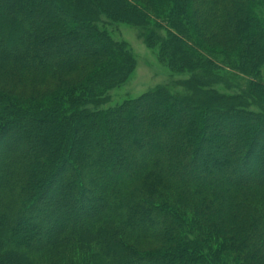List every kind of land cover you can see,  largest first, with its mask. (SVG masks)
<instances>
[{
  "label": "trees",
  "instance_id": "trees-1",
  "mask_svg": "<svg viewBox=\"0 0 264 264\" xmlns=\"http://www.w3.org/2000/svg\"><path fill=\"white\" fill-rule=\"evenodd\" d=\"M101 14L146 28L147 43L161 39L162 56L191 73L186 93L156 86L100 109L135 62ZM160 15L165 38L148 25ZM263 64L264 0H0V264H264V172L230 180L188 170L214 116L253 117L239 110L248 95L264 111ZM222 66L248 77L239 94H215ZM167 103L168 112L151 113ZM126 115L142 132L163 129L167 141L110 166L95 156L102 143L120 156L137 146L121 145ZM257 115L261 125L256 118L247 133L230 134L242 141L241 159L264 127ZM55 180L79 212L45 198ZM43 211L58 219H45L49 235L22 234Z\"/></svg>",
  "mask_w": 264,
  "mask_h": 264
},
{
  "label": "rangeland",
  "instance_id": "rangeland-1",
  "mask_svg": "<svg viewBox=\"0 0 264 264\" xmlns=\"http://www.w3.org/2000/svg\"><path fill=\"white\" fill-rule=\"evenodd\" d=\"M100 17L101 23L99 24H102L103 22L101 26L104 27L113 40L124 42L127 45L130 54L135 61L131 73L127 79L120 85L108 89L102 94L101 98L105 102L99 105L100 109L117 107L127 100L138 98L142 94L154 89L156 86H166L171 93L181 95L186 93L184 82L191 77V73L187 69L177 71L175 68H173V65H171L164 56H162L161 39L155 40L153 44L147 43L144 36L147 34L146 28L120 20L116 21L112 18H108V16H104L103 14H101ZM165 19L166 18L163 15L153 16L148 23L150 28H155V30H157L156 32L162 38L167 36V30L165 29L167 27V23H165ZM156 24L162 25V27H153L156 26ZM89 42L92 43L93 40L89 39ZM60 53V51L56 52V50L53 52V54H57L55 56L58 57L60 56ZM214 70L220 71L216 72L220 74V76H218L220 80H218V82L212 86V88L216 90L215 94H239L248 84V77L242 73H237L234 70L229 71L228 68L224 66L220 67V69ZM257 81L263 84L261 90L263 94L262 104L264 106V64L260 67V73ZM246 101V104L241 106L239 110L248 112L253 117L242 119L234 115H217L214 116L213 120L209 123V126L207 127L209 133L204 135V139L202 138L203 140L200 143L202 149L200 150V154L197 155V161L192 167L188 168V170H190L194 176L206 178L210 175H219L227 172V178L232 180L234 178L254 174L256 172H264V127L259 130L258 135H256V138L254 139L255 144L253 147V152L248 155L246 153V161L240 157L243 153V151L240 153V150L243 147L241 144L242 141H236V137L234 138L233 135H230L231 133H239L240 135L245 132L247 133V127H250L256 123L255 121L258 117L257 114L261 112L264 114V111H262V109L256 104L257 100L254 96L248 95ZM171 107L172 106L168 103L167 105L159 104L157 107H155V109L151 110V113L161 115L165 112H168ZM122 109L124 110V108ZM146 109V105H140L139 111H141L139 114L141 115ZM181 113H187V110L183 109L181 110ZM181 113L175 112L173 116H169L170 122H177V117H179ZM131 116H125V118H127L126 126L128 127L127 132H129V136H122L120 142L121 145L125 147L127 145H137L136 149L131 150L130 152L127 150L125 154L120 156L115 154L113 150H108L104 143H102L95 155L98 158L102 157L101 155H105L106 161L110 166L117 165L123 161L125 162L131 159H139L141 156H144L143 154H145L147 149L152 148V146L164 147L165 142L167 141L165 139L166 135L163 129H149L147 132L146 130L145 132H142L141 125H137L135 128H132L128 124ZM143 120L145 122L152 123V119H148L147 117L143 118ZM257 122L260 123L259 125L262 123L261 119H258ZM38 127H35V130H38ZM139 129H141V132L137 133ZM137 135L138 137L140 136V138L134 142L135 140L131 139L130 137H135ZM223 141H227L230 144V147L232 146L233 153L227 155L225 154L226 149L223 148ZM161 152L163 153L164 150H161ZM178 168L182 169L183 167L179 166ZM65 172H70V170L66 168ZM60 184V180H55L54 183H52V186L47 190L45 198L47 200L57 199L62 201V204L70 209L71 212H79L77 202L72 200L70 196H67L64 193V190ZM47 212L48 211H43L41 214H39V216H35L33 219L29 218L23 222L22 234H25L27 237L29 236L38 238L48 236L49 233L47 232L48 228L45 227V219L48 222L50 221L52 225L58 223V219L52 215H49ZM148 215L143 220L145 224H149V221H151L149 220L151 214ZM152 217L153 219H156V216ZM150 246L154 247L151 244Z\"/></svg>",
  "mask_w": 264,
  "mask_h": 264
}]
</instances>
